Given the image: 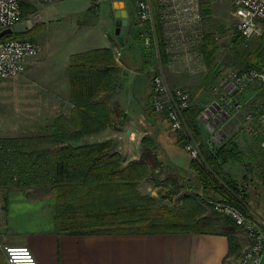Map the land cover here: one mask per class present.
Segmentation results:
<instances>
[{
	"label": "crops",
	"instance_id": "obj_1",
	"mask_svg": "<svg viewBox=\"0 0 264 264\" xmlns=\"http://www.w3.org/2000/svg\"><path fill=\"white\" fill-rule=\"evenodd\" d=\"M112 5L113 3H111L113 9ZM134 18L129 13V28L125 36L124 47L119 46L116 38L112 40L107 35L89 33L83 38L87 44L75 41L67 48L53 47L49 50L48 47V52H46L48 56L38 58L35 63L31 61L26 67V69L31 68L29 71L34 68L33 75L44 71L47 76L46 81L53 82L55 85H51L49 89L54 92H62L57 93L56 96L60 94L68 98L70 102L69 67L71 58L99 49H108L114 53L119 73L114 76V83L110 86L111 90L104 98L108 101L111 113L114 112L116 116L118 113L124 115L125 123L123 122L124 127L122 128L124 136L111 135L108 131L113 129L106 128L85 137L93 138L100 135L102 139L98 143L106 139H114L115 147L118 149L124 144L121 148L122 166H128L123 165L124 154L130 161L139 160L141 157V153L137 157L129 154L127 146L129 142L135 141L137 138L139 130L135 123L139 122L142 126L144 119L150 117L148 109L152 103V90L148 83V74L154 69L152 57L154 51L145 47L144 28L142 25L136 26ZM169 63L171 64L165 66L164 77L171 87H181L184 90H189L195 96L203 94V88H205L203 80L198 85H191L188 81H191L192 77L188 81L182 77L184 69L190 65L189 62L187 63V57H181L169 61ZM34 65L35 67H33ZM187 72L192 74L189 70ZM243 91L242 87L238 90L237 95V91L231 92V96L236 95L241 99L240 97L248 93V90ZM214 102H216L215 99ZM194 106L197 104L194 103ZM206 106L208 105H200L202 109ZM241 106L245 107L243 111L238 110L231 113L227 109L222 123L215 131H210L208 126L202 122L201 117L198 118V124L203 141L208 146L209 140L212 141L214 136L218 135L222 138L221 142L215 140L214 145L210 146L211 149L212 147L218 148L227 142L235 143L237 151L246 159L243 162H228L223 165V170L226 176L235 182L240 191H243L247 196L248 215L252 217L251 210L254 208H251L249 201L253 202L256 199L251 190L258 185H262V189H264V180L261 174L262 168H264L261 157L264 148L262 145L264 123L259 120L264 113L254 109L246 102L241 103ZM73 107L71 104V109ZM153 115L158 120V124H156L154 119L149 118L153 123L151 125L154 137L158 138L154 139L160 142V138L165 136V132L168 130V123L161 116ZM116 116L114 124L118 117ZM82 140L83 138L79 142ZM94 142L89 144L97 143ZM73 143L75 141L71 142L72 145H75ZM160 143L159 146L169 147L166 140ZM170 147L171 153L166 154V160L172 169H167L165 172L172 173L178 179L174 184L173 192L166 196L161 192L158 193L159 196L148 193L145 195L158 198L159 205L162 207L179 210L182 214V221L187 220L186 222L191 228L190 232L153 235H61L56 232L55 228V199H34L31 197L29 189L15 187L0 192V264H7L3 252L6 246L29 247L39 264H234L239 261L238 258L246 250L244 245L236 237L237 234H234L241 245V252L238 256H230V240L226 236L229 234L228 230L224 223L217 222L215 218L212 202L220 198L204 190L198 172L191 167L192 160L185 158L180 140H177L175 134H172ZM157 159L163 162L156 154L153 155L154 163H157ZM144 183L145 180L139 188L142 195L144 194L141 191ZM158 188L156 187V189ZM263 192L264 190L261 194ZM161 194L163 195L161 196ZM183 196L188 197L187 200H182ZM252 215L257 220L259 219L254 213ZM258 221L264 226L262 221ZM243 233L248 239L245 232Z\"/></svg>",
	"mask_w": 264,
	"mask_h": 264
},
{
	"label": "trees",
	"instance_id": "obj_2",
	"mask_svg": "<svg viewBox=\"0 0 264 264\" xmlns=\"http://www.w3.org/2000/svg\"><path fill=\"white\" fill-rule=\"evenodd\" d=\"M31 9L27 2L22 3L23 15L29 14ZM156 16L158 52L162 64H165L168 62L166 42ZM150 27H147V32ZM4 38L27 39V35L14 32ZM28 39L36 43L34 38ZM205 39L200 50L209 68L205 85L210 86L219 71L214 64V39L212 35ZM263 61L264 51L261 49L256 56L248 59L245 70L258 69ZM118 73L114 53L108 49L71 58L70 103L74 107L69 114L56 119L50 135L0 139V192L15 187L27 189L29 186L50 184L56 196L55 228L61 235L190 232L191 228L187 220L182 221L179 210L162 207L158 199L140 193L139 186L150 171L145 158L122 167V156L114 150L113 141L78 147L71 144L86 135L105 130L111 123L112 113L104 96L110 92L114 76ZM261 96L264 99V91ZM200 113L201 110L195 106L186 113L188 125L201 143V157L192 160L191 167L198 172L204 190L220 198L214 202L234 206L249 216L247 196L223 170V165L228 162H243L246 159L237 151L235 143L227 142L215 149L203 143L198 124ZM261 157L264 165V148ZM261 174L264 180V168ZM187 198L183 196L182 200ZM214 213L216 221L224 223L228 230L229 255L238 256L241 245L234 232L240 228L215 210Z\"/></svg>",
	"mask_w": 264,
	"mask_h": 264
},
{
	"label": "rangeland",
	"instance_id": "obj_3",
	"mask_svg": "<svg viewBox=\"0 0 264 264\" xmlns=\"http://www.w3.org/2000/svg\"><path fill=\"white\" fill-rule=\"evenodd\" d=\"M125 2L130 15L133 16V18L135 17V25H142L144 28L143 35H145L146 33H144V31H147V27H149V25L151 26V24L149 22L145 24L139 23L137 20V10L133 0H125ZM27 5L31 6L32 9L29 14L23 15L22 13V21L16 28V33L22 36L27 35V39L34 38L36 40V44L38 45L40 51L37 57L32 60L34 61L32 63H35L38 58L40 59L48 56L46 54V52H48V47L49 50L53 47L58 49L67 48L70 45H73L72 43L75 41H78L81 44H87L83 38L89 35V33H99L104 36L107 35L110 39L115 40V19L113 16V9L111 8V2L107 0H62L52 4L28 1ZM152 5L154 6V17H156L154 22L155 30L157 20L156 15H158L164 40L168 43V45L170 41L169 37L174 32H178L180 30L185 31L183 35L187 38L185 46L188 51L187 63L189 62L190 65L184 69L182 77L185 78L186 81L190 80L192 77L191 81H188L191 85H198V83L203 80L202 82L205 88H203L204 92L202 95L195 96V94L186 90L191 95L190 109L194 107V103L197 104V106H199L198 108L201 110V116V114L213 104L221 102L222 100L220 98L223 96L224 99L228 98V100H230V104L234 105L230 110L231 113L237 112L238 108L235 107V105L243 102H246L254 109L264 113V99L261 96V93L264 90L258 85V82H247L245 84H241L239 89L237 88L236 90H233V92L237 91L236 95L238 90L242 87L244 89L243 92L248 90V93L244 94L245 96L240 97L241 99H239L236 95H233L231 98L229 95H226L230 91L228 90L226 92L228 83L236 79L235 77H239L247 72L245 68L247 66L248 59L256 56L261 49L264 51V30L263 34L260 36L252 38H244L240 36L236 32L235 28V8L233 3L229 0H200V11L202 16L200 20L196 21L192 20V18H190L189 21H182L175 18L172 15L175 11L172 9L171 3H168L167 7H162L158 0H152ZM174 5H177V3ZM204 10H206V12H204ZM164 15H166V19L162 20ZM147 35H149L152 40L148 49H152L154 51L152 53L154 69L148 74V83L151 90L152 79L156 75H162L170 92L177 88H181L171 87L164 76L166 70L165 66L171 64L169 61L171 62L181 57H186L184 52L175 55L172 50L173 48H170V52H167L166 49L168 62L162 64L159 52L157 53V31L155 37L149 33H147ZM209 35H212L215 42L214 64L217 71H219V75L210 86H206L205 79L209 73V68L206 65L204 55L200 49L206 40V36L208 37ZM235 39H238V42L235 41ZM116 55L118 56V52ZM191 63L193 64L192 66ZM33 67H35V65ZM33 69L32 71H29L31 68L29 69L28 67L23 74L13 79L0 82V139L50 135L53 132V126L56 119L59 116L69 114L70 112L71 104L68 101V98L63 97L60 94L59 96H56L60 91L54 92L49 89V87L54 85V83L46 81L45 78L47 76H45L44 71L33 75ZM187 69L191 71L192 74H189ZM254 70H264V61L262 65L258 66V69ZM187 74L189 75L188 78ZM221 84L223 86H221ZM214 99L216 102L213 103ZM200 105L208 106L202 109ZM241 107L242 108L240 110L243 111L245 107ZM153 114L155 113L153 112L151 105L148 109L149 118L154 119V122L158 124V120ZM115 116L116 115L113 112L112 121L106 128L113 129L108 131L111 135L115 134L116 136H124L122 134V128L125 123L124 115H120L118 113V117L116 116V123L114 124ZM149 118L144 119L142 126L139 122L135 123L137 124V129L139 130V132H137V138L135 141L129 142V145L127 146L129 149L128 151L130 152L129 154L133 157H137L139 153H141V157L139 156L140 159L130 161L124 154L123 165L139 162L145 158L150 171L148 177L145 179L143 190H141L144 193L143 195L147 193L158 195V193L161 192L164 193V196H166V194H171L173 192L174 184L177 183L178 180L172 173L168 174L165 172L167 169H172L166 160V154L171 153L170 145L172 134H175L177 140H180L181 147L184 150V156L188 160L191 158L186 150V144L192 139L195 141L198 140L195 138V135L186 120L188 131L174 132L168 124L167 126L169 131L167 130V132H165V136L160 138V142L166 140L169 147H162V145L159 146L161 143L154 139L157 137H154L155 134L152 131L153 128L151 125L152 121ZM84 137L81 142L78 141V144H76L77 142L73 143L75 144L73 146H83L94 141L98 143V141L102 139L100 138V135L93 138ZM208 139L211 138L208 137ZM106 141H113L115 144V140L111 138L106 139L103 142L101 141L100 143H104ZM203 143L205 142L203 141ZM122 146H124V144L121 145V148ZM121 148L118 149L115 147L114 150L121 154ZM155 154L158 158L160 157L163 162L157 159V163H154L152 158ZM143 182L144 181L141 182L139 188L143 185ZM156 187L159 188L156 189ZM262 187V185H258L251 190L256 200H253V202L251 200L249 201L251 208H254V210H251L252 217H249L256 221L264 231V226L258 221L260 220L264 223V192L261 194L264 189H262ZM27 189L30 190V195L34 199H56L50 184L47 186H29ZM24 190L26 189L24 188ZM162 195L163 194H161V196ZM160 199L162 198L160 197ZM253 213L257 218H259L258 220L252 215ZM241 231L243 230L237 229L234 234H237L236 237L240 240V243L244 245V248L247 249L250 242L249 239L245 237L243 233L244 231ZM238 262L239 261L234 264H238Z\"/></svg>",
	"mask_w": 264,
	"mask_h": 264
},
{
	"label": "built area",
	"instance_id": "obj_4",
	"mask_svg": "<svg viewBox=\"0 0 264 264\" xmlns=\"http://www.w3.org/2000/svg\"><path fill=\"white\" fill-rule=\"evenodd\" d=\"M35 1L37 3L52 4L62 0H0V33L7 29L15 28L22 21V3ZM111 3L119 0H107ZM162 7L172 4L175 11L172 14L175 18L182 21L200 20V0H158ZM235 8L236 32L244 38H252L263 34L264 30V0H229ZM137 10V20L141 24L150 23V31L144 35L145 47H150L151 37L147 33L156 35L154 27V6L152 0H133ZM177 3V5H174ZM178 10V11H177ZM179 13V16H178ZM166 19V15L162 20ZM179 20V21H180ZM15 32V31H14ZM13 32V33H14ZM185 31L174 32L169 38V45L166 43L167 52L173 48L175 55L184 52L188 57L186 46L187 38L183 35ZM157 40V39H156ZM158 48V47H157ZM40 49L36 43L30 39H8L0 40V82L13 79L26 71L28 64L37 57ZM228 83L230 98L231 92L239 89L241 84L247 82H258V85L264 90V70H249L239 77H235ZM226 84V83H225ZM221 86H223L221 84ZM221 102H216L201 114L202 122L210 126L213 131L217 130L222 123L227 109L231 110L234 105L230 104L228 98H220ZM152 109L157 115H161L169 124L174 132L188 131L185 113L191 107V95L184 89L177 88L170 92L162 75H156L152 79ZM238 110L241 104L235 105ZM264 123V115L259 119ZM216 135V134H215ZM193 140V141H192ZM186 144V150L192 160H199L201 157V143L192 139ZM220 141L222 138L218 135L209 140V147L214 145V141ZM264 147V142L262 143ZM212 149H215L212 147ZM214 210L218 214L233 222L238 228L247 235L250 244L239 258L238 264H263L264 260V231L262 227L240 209L217 201L213 203ZM7 264H39L32 250L27 246H6L3 249Z\"/></svg>",
	"mask_w": 264,
	"mask_h": 264
},
{
	"label": "water",
	"instance_id": "obj_5",
	"mask_svg": "<svg viewBox=\"0 0 264 264\" xmlns=\"http://www.w3.org/2000/svg\"><path fill=\"white\" fill-rule=\"evenodd\" d=\"M113 13H114V19H115V29L114 34L117 43L120 47L125 46V36L128 32L129 28V13L126 7L125 1H115L113 2ZM12 29L4 30L0 33V38L9 36L13 34ZM208 129L210 131H213V129L208 126Z\"/></svg>",
	"mask_w": 264,
	"mask_h": 264
}]
</instances>
